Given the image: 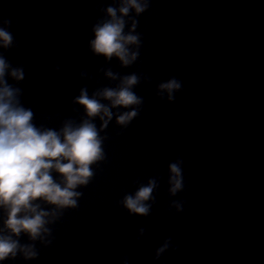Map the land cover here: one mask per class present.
<instances>
[{
    "label": "water",
    "instance_id": "1",
    "mask_svg": "<svg viewBox=\"0 0 264 264\" xmlns=\"http://www.w3.org/2000/svg\"><path fill=\"white\" fill-rule=\"evenodd\" d=\"M108 7L119 8L112 0H0V27L13 36L0 55L24 73L20 81L5 79L19 89L31 122L57 132L69 122L79 126L89 119L76 102L81 90L112 112L106 127L91 118L103 158L90 165L89 183L75 189L76 206L35 201L57 211L48 233L13 239L37 255L18 250L0 264H264V122L200 79L129 15L124 31L135 21L137 59L123 66L95 54L93 28L110 19ZM132 74L139 78L133 87L139 105L112 107L97 95ZM173 79L181 86L169 99L159 86ZM133 109L127 125L117 123ZM172 164L183 184L175 194ZM150 181L149 213H131L124 198ZM5 219L0 209V229Z\"/></svg>",
    "mask_w": 264,
    "mask_h": 264
},
{
    "label": "clouds",
    "instance_id": "2",
    "mask_svg": "<svg viewBox=\"0 0 264 264\" xmlns=\"http://www.w3.org/2000/svg\"><path fill=\"white\" fill-rule=\"evenodd\" d=\"M148 8L147 0H121V6L106 9L110 19L97 23L94 28V39L90 41L92 51L106 59L115 57L123 66L131 65L138 56L131 46L139 45V36L132 34L136 24L133 21L132 30L125 33L126 21L130 9L137 14ZM120 13L118 15L117 13ZM8 21H5V25ZM13 36L6 27H0V47L12 45ZM6 75L17 81L24 79L21 68H11L3 55H0V209L6 212L4 228L0 229V262L10 255L15 256L22 251L26 258H34L37 253L31 246L21 247L17 239L21 232L30 239H43L42 234L48 233L46 224L49 217H56L57 211H44L37 200H42L57 209L76 206V197L80 193L75 189L87 185L93 175L90 165L103 158L101 139L91 118L99 116L106 127L112 118L109 107L100 103L96 95L89 97L86 90H81L76 102L83 106L89 119L79 126L66 123L59 131L41 130L31 121L33 113L19 105L17 99L19 89L6 82ZM115 78L113 73H107ZM135 74L125 76L119 88L104 89L97 94L111 102L112 107L128 108L139 105L142 101L133 91L138 83ZM175 80L161 84L162 91L172 93L180 88ZM137 115L135 109L118 116L117 123L127 125ZM172 173L171 191L175 194L183 187L181 169L178 164L170 165ZM53 172L61 175V180L53 178ZM155 182L150 181L141 187L135 195L124 198L123 204L131 213L147 215L150 206L144 203L151 198ZM167 248L164 245L159 252Z\"/></svg>",
    "mask_w": 264,
    "mask_h": 264
}]
</instances>
